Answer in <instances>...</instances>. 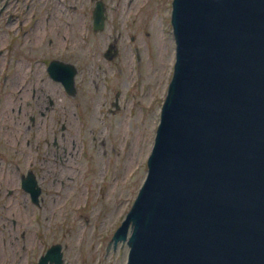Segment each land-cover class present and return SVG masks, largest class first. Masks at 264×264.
<instances>
[{"label": "water", "instance_id": "1", "mask_svg": "<svg viewBox=\"0 0 264 264\" xmlns=\"http://www.w3.org/2000/svg\"><path fill=\"white\" fill-rule=\"evenodd\" d=\"M170 21L147 173L112 241L126 264H264V0H172ZM63 66L74 97L77 69ZM38 264H63L61 246Z\"/></svg>", "mask_w": 264, "mask_h": 264}, {"label": "rangeland", "instance_id": "2", "mask_svg": "<svg viewBox=\"0 0 264 264\" xmlns=\"http://www.w3.org/2000/svg\"><path fill=\"white\" fill-rule=\"evenodd\" d=\"M171 2L109 0L104 30L92 33L82 19L74 33L63 25L64 40L56 51L77 65L76 95H63L57 123L51 112L45 128L43 118L29 129L27 119L12 131L0 128V168L2 158L15 173L16 167L23 171L31 165L42 188L37 203L16 188L2 199L6 189H0V245L4 242L9 264H38L56 244L61 246L63 264H126L129 247L123 241L114 245L112 237L145 179L171 79L175 61ZM158 22L168 53L164 64L155 44ZM110 45L113 57L107 59ZM3 46L0 56L39 53ZM45 47L48 56H56L52 44L42 45L44 52ZM1 91L3 102L7 93ZM24 100H30V94ZM54 134L62 135L58 149L52 143ZM9 136L15 146L4 152L2 140ZM13 182L16 186V178ZM2 256L1 250L0 262Z\"/></svg>", "mask_w": 264, "mask_h": 264}, {"label": "flooded vegetation", "instance_id": "3", "mask_svg": "<svg viewBox=\"0 0 264 264\" xmlns=\"http://www.w3.org/2000/svg\"><path fill=\"white\" fill-rule=\"evenodd\" d=\"M110 9L109 0H0V45L4 44V48L15 49L21 53L39 49V53H35L34 56H23L22 54L14 56V52L9 56H0L1 95L7 93L3 102L0 101V125L5 124L0 127L2 130L12 131V128L23 127L26 119L25 127L29 129L28 127L35 126L40 118H43L42 125L45 128L51 112L53 115L50 118L57 123L59 116L56 115L59 114L60 117L62 115L61 99L64 94H67L63 81L68 68L63 66L64 63L77 69V73L73 76L75 87L78 74L77 65L62 58L61 54L56 51L61 40H64L62 27L65 24V28L71 29L74 33L82 19L83 26L90 28L92 33L95 32V26L102 25V30H104L108 24ZM87 33L89 34V32ZM44 44H52L56 56H48L47 47H45V50L47 49L45 52L42 49ZM112 49L113 46L111 48L113 53ZM1 52L2 49H0V54ZM15 93L18 94L17 97H15ZM26 94L27 98L30 94L31 102L24 100ZM67 96L69 95L67 94ZM59 102L61 103L58 104ZM36 115H39L38 118ZM51 125L50 122V130H52ZM53 133L55 132L53 131ZM58 137L62 138V135H58ZM58 137L54 134V139L52 138L56 149L59 148ZM15 141L10 136L4 138L2 140V147L6 148L4 152L10 151L12 146H15ZM2 162L0 189L5 188L6 190L1 198L6 199L7 196L15 192L16 188L18 192L23 191L30 202L37 203L42 188L32 166L26 167L23 171H19V167H16L15 173L9 170V165H6L9 164L8 160L2 158ZM31 177L35 180V189L40 190L36 201H34L31 191L24 188V183L32 184ZM15 178L16 186L12 184L15 183L13 182ZM13 229L8 231H14ZM2 243L0 252L2 250L3 258L0 264H9L10 259L6 260L4 242ZM10 247L14 249V247Z\"/></svg>", "mask_w": 264, "mask_h": 264}, {"label": "bare ground", "instance_id": "4", "mask_svg": "<svg viewBox=\"0 0 264 264\" xmlns=\"http://www.w3.org/2000/svg\"><path fill=\"white\" fill-rule=\"evenodd\" d=\"M157 33L155 37V44L157 47V56L158 59H161L163 64L165 63V56H167V47H166V40L164 36V30L162 29L161 24L158 22L157 25ZM154 40V39H153Z\"/></svg>", "mask_w": 264, "mask_h": 264}]
</instances>
